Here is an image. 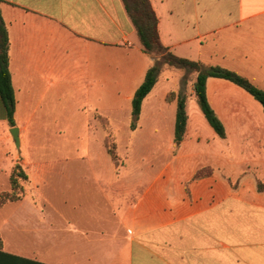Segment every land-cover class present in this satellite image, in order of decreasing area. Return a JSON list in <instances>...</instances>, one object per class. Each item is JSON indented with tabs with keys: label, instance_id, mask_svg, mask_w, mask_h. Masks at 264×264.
I'll return each instance as SVG.
<instances>
[{
	"label": "crops",
	"instance_id": "1",
	"mask_svg": "<svg viewBox=\"0 0 264 264\" xmlns=\"http://www.w3.org/2000/svg\"><path fill=\"white\" fill-rule=\"evenodd\" d=\"M149 3L171 53L231 70L264 89V0ZM0 18L21 150L59 133L62 99L91 119L97 113L111 126L120 120L130 147L148 141L158 152L163 140L168 153L158 169L130 177L118 176L123 164L110 159L113 174L104 176L93 174L98 161L90 158H47L44 147L29 150L39 157L30 162L20 153L28 188L20 201L0 207L16 213L0 223V264H264L259 103L228 81L208 78L206 97L224 138L209 126V140L197 133L185 103V133L175 146L176 99L166 98L177 92L183 72L163 66L136 129L127 132L131 98L155 56L143 51L121 0H0ZM188 97L194 98L192 84ZM10 128L0 101V192L11 171ZM82 192L89 200L82 201ZM23 202L30 206L20 207Z\"/></svg>",
	"mask_w": 264,
	"mask_h": 264
},
{
	"label": "trees",
	"instance_id": "2",
	"mask_svg": "<svg viewBox=\"0 0 264 264\" xmlns=\"http://www.w3.org/2000/svg\"><path fill=\"white\" fill-rule=\"evenodd\" d=\"M124 9L134 27L138 41L147 54L155 56L151 65L145 71L142 82L135 89L130 101L129 129L135 130L139 119L140 108L143 99L155 85L163 66L174 68L183 72L182 84L186 83L185 76L192 75V90L198 108L208 126L219 137L224 138L222 123L210 107L205 91V82L208 78H216L228 81L249 94L262 108L264 114V89L253 85L245 77L220 66H204L200 62L181 58L171 53L164 47L158 37L157 18L153 12L149 0H121ZM173 93L167 96V101L176 99L175 118L173 127V144L177 146L185 133L187 115L185 111L186 95ZM0 101L2 103L5 119L9 127H14L13 113L15 99L10 82L8 70V38L3 21L0 18ZM109 159L116 165L118 157L114 147H108L103 142ZM118 166V165H117ZM28 181L24 169L15 163L11 168L8 184L9 190L0 192V207L5 203H14L22 199L24 195L23 183ZM257 190L264 191V185L258 183ZM1 246V240H0Z\"/></svg>",
	"mask_w": 264,
	"mask_h": 264
},
{
	"label": "rangeland",
	"instance_id": "3",
	"mask_svg": "<svg viewBox=\"0 0 264 264\" xmlns=\"http://www.w3.org/2000/svg\"><path fill=\"white\" fill-rule=\"evenodd\" d=\"M174 69V68H173ZM177 70V69H175ZM186 83L182 84V78L179 84V88L177 92H173V97H175L178 93H182L186 95V109L188 116L191 119V123L197 126L196 131L206 140H209L207 132H212L211 129L206 125L204 120L202 119V115L198 108V105L194 98H189L188 93L191 85L192 75L185 76ZM159 86V85H158ZM70 105L64 102L62 99L59 102V132L58 134H54L52 136H45L43 138H39L37 140H31L29 143V148L27 150H21L19 146H15L13 142V149L10 153V160H11V168L17 162L22 161V157L20 153L26 157H28L29 161L33 162L39 157H37L36 151H29L34 150V148L44 149V147L50 148L49 151L44 152L43 154L46 155L47 158H90L92 160L98 161L96 167L92 168L93 174L100 173L102 175H111L113 174V164L110 162L109 157H107L106 148L104 147L103 142L107 144L108 147H114L115 154L118 157V161L116 165H121L117 168V175L123 177H130L133 175L139 174H150L155 169H158L159 165L161 164V159H163L168 153H165L164 143L163 140L161 141L160 151L155 152L149 149L148 141L147 144L142 141L139 145H135L130 147L128 145V133L123 131V128L120 126V120L117 122L116 126H111L110 123L105 119L100 117L97 113L94 114L93 119L90 118L84 112H75L67 106ZM46 106V104H45ZM52 105L47 104V108L51 110ZM202 122H200V119ZM118 121V120H117ZM114 128L115 131L118 133H114L111 129ZM129 126L127 125V132ZM30 137V136H29ZM144 137V136H143ZM163 137V136H162ZM19 138V136H18ZM34 139V136H33ZM202 142V141H201ZM204 144L205 141L203 143ZM211 144V141L209 142ZM28 147V146H27ZM187 146L181 147V154H184V157H187L189 154H193L195 151V147L191 145V149H188V155L185 154L187 152ZM190 147V145H188ZM186 149V150H185ZM28 153H27V152ZM105 151V152H104ZM192 151V152H191ZM24 153V154H23ZM159 154V156H158ZM187 155V156H186ZM105 159L107 160L106 162ZM151 161L150 166L148 162ZM164 162H162L163 164ZM10 168V169H11ZM86 170V168H83ZM85 173H89L88 170ZM92 174V172H91ZM3 177L2 175H0ZM5 178V177H4ZM6 180V179H5ZM6 182L7 190H9L8 179ZM68 184V183H67ZM73 186H79L78 180H73L71 182ZM65 185V184H61ZM83 186V184H80ZM88 185V184H85ZM28 188V182L23 183L24 195L26 194V190ZM88 192H82L80 196L84 201L89 200L87 199ZM86 196V197H85ZM30 206L28 203L23 202L20 207ZM19 206H13L12 208L19 209ZM11 207H6L2 211H0V223L4 222L5 219L16 216V213L10 209ZM15 214H14V213ZM19 212V211H17ZM13 213V214H12ZM12 214V215H11ZM20 214H17L19 217Z\"/></svg>",
	"mask_w": 264,
	"mask_h": 264
},
{
	"label": "water",
	"instance_id": "4",
	"mask_svg": "<svg viewBox=\"0 0 264 264\" xmlns=\"http://www.w3.org/2000/svg\"><path fill=\"white\" fill-rule=\"evenodd\" d=\"M9 133H10V135L12 137V140H13L15 146L18 147L19 146V138H18V130H17V128L16 127L10 128L9 129Z\"/></svg>",
	"mask_w": 264,
	"mask_h": 264
}]
</instances>
